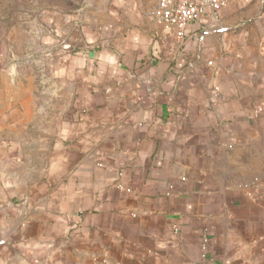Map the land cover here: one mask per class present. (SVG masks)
<instances>
[{"label": "crops", "instance_id": "crops-1", "mask_svg": "<svg viewBox=\"0 0 264 264\" xmlns=\"http://www.w3.org/2000/svg\"><path fill=\"white\" fill-rule=\"evenodd\" d=\"M52 21L0 45V264H264V0Z\"/></svg>", "mask_w": 264, "mask_h": 264}, {"label": "rangeland", "instance_id": "rangeland-1", "mask_svg": "<svg viewBox=\"0 0 264 264\" xmlns=\"http://www.w3.org/2000/svg\"><path fill=\"white\" fill-rule=\"evenodd\" d=\"M157 2L158 0H0V45L24 36L32 41L30 47L49 46L53 43L49 41L48 36L52 35L48 33L47 36L46 33L51 28L50 25L54 29L52 19H57L61 15H69L71 18L75 16L78 19L83 14L108 17L118 8H125L127 5H134L149 14ZM44 36H47L46 39ZM59 45L71 50L76 48L74 43L66 39L62 40L61 37H58L54 48H58ZM32 55L38 63L36 69H41V53ZM13 60V65L16 64L19 68L23 65L25 68L30 58H13Z\"/></svg>", "mask_w": 264, "mask_h": 264}, {"label": "built area", "instance_id": "built-area-1", "mask_svg": "<svg viewBox=\"0 0 264 264\" xmlns=\"http://www.w3.org/2000/svg\"><path fill=\"white\" fill-rule=\"evenodd\" d=\"M229 3V0H158L156 6L150 11L152 20L174 28L176 36L182 40L189 23L198 20L202 16L212 19ZM15 64V63H14ZM11 75H17V65H10Z\"/></svg>", "mask_w": 264, "mask_h": 264}]
</instances>
